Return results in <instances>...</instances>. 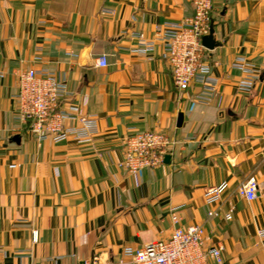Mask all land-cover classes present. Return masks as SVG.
Returning a JSON list of instances; mask_svg holds the SVG:
<instances>
[{
  "label": "crops",
  "instance_id": "0c3cea01",
  "mask_svg": "<svg viewBox=\"0 0 264 264\" xmlns=\"http://www.w3.org/2000/svg\"><path fill=\"white\" fill-rule=\"evenodd\" d=\"M193 15L191 0H0V264H120L127 248L167 241L177 207L180 226L201 224L207 245L224 248L223 264H264V0H213L220 44L205 59L219 86L209 105L176 87L160 48L140 53L133 36L153 38L157 24ZM103 55L108 66L98 67ZM239 58L260 73L252 92L238 86ZM31 68L61 73L76 105L88 97L92 142L28 132L16 97ZM137 131L173 138L170 163L120 169ZM252 177L259 191L247 201L238 189ZM223 183L208 204L205 192Z\"/></svg>",
  "mask_w": 264,
  "mask_h": 264
},
{
  "label": "built area",
  "instance_id": "2783aa9c",
  "mask_svg": "<svg viewBox=\"0 0 264 264\" xmlns=\"http://www.w3.org/2000/svg\"><path fill=\"white\" fill-rule=\"evenodd\" d=\"M191 1L194 6L192 17L157 24L153 38L140 32L133 33V36L139 42L137 51L140 53L147 54L160 48L162 58L170 65L176 87L183 92L195 89V101L209 105L217 96L219 86L211 64L205 59L207 48L203 45V38L210 34L213 26V0ZM96 65L107 67V56L99 57ZM234 67L244 73L238 85L240 90L252 92L259 81V71L244 58L237 59ZM75 96L61 73L46 68H31L19 76L16 97L19 120L28 125V132L39 141L51 140L59 144L72 140L88 144L99 131L97 118L86 113L88 97L83 98L82 105H76L73 102ZM175 144V140L163 132L137 131L126 138L124 158L118 167L130 175L157 168L164 164L165 157L172 153ZM225 188L226 183H223L208 189L205 201L208 204L219 202ZM258 191L259 184L254 177L238 189L239 195L247 201L257 199ZM180 208L172 209V221L176 228L167 241L152 242L139 249L127 248L124 251L126 260L120 261V264H223L224 248L207 245L203 225H179ZM209 216L231 220L233 211L222 214L214 210ZM259 235L264 238V229L259 230ZM33 240H39L37 230L33 231ZM23 254L20 253V259L25 258ZM18 264L26 263L21 261ZM91 264H101L100 257H96Z\"/></svg>",
  "mask_w": 264,
  "mask_h": 264
},
{
  "label": "water",
  "instance_id": "95a60500",
  "mask_svg": "<svg viewBox=\"0 0 264 264\" xmlns=\"http://www.w3.org/2000/svg\"><path fill=\"white\" fill-rule=\"evenodd\" d=\"M220 43H218L217 41H215V37H214V28L212 26L210 34L208 36H205L203 38V45L205 46V48L213 50L215 49L217 46H219ZM183 121V115H180L179 117V124H181ZM19 137L15 138V140H17ZM171 161V157L170 156H166L165 157V163H170Z\"/></svg>",
  "mask_w": 264,
  "mask_h": 264
}]
</instances>
